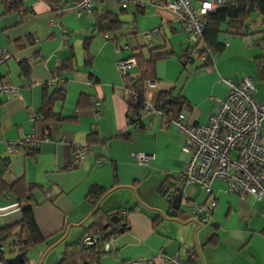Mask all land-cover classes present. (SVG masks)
<instances>
[{"label":"crops","instance_id":"obj_1","mask_svg":"<svg viewBox=\"0 0 264 264\" xmlns=\"http://www.w3.org/2000/svg\"><path fill=\"white\" fill-rule=\"evenodd\" d=\"M74 5L75 0H63L57 10L43 0H25L19 11H6L0 0V50L11 57L0 65V80L19 88L18 96L0 97V183L9 187L23 179L36 187L26 205L32 206L43 238L26 253L25 264H59L66 249L79 244L93 224L96 207L103 214L124 212L126 227L105 245L106 254L95 264L149 257L154 264H163L160 251L194 264H264V199L240 200L228 194L220 180L209 192L182 183L179 173L188 161L181 152L185 137L163 116L145 117L140 131L130 127L122 97L124 81L115 67L138 53L147 57L152 49L170 53L156 63L150 80L155 87H147L146 82L143 97L156 106L160 94L179 96L185 103L181 113L191 124L206 125L217 110L227 93L219 79L235 85L250 79L255 101L264 105V14L255 10L248 17L246 26L253 30L245 29V35L223 26L225 31L217 39L222 51L213 53V64L195 60L183 68L179 59L188 53L189 42L171 12L133 7V18L122 21L114 5H95L91 14H114L123 23L113 33L126 38L131 50L123 51L117 36L95 29L91 14L84 15L87 19L76 17ZM129 9L119 10L129 13ZM154 30L158 36L151 46L145 34ZM69 60L73 68L58 73ZM133 73L138 74V68ZM57 76L63 81L60 85L53 82ZM58 87L64 89V97L53 103L52 113L60 120L45 121L40 115L44 96L51 98ZM81 96L87 100L77 107ZM95 102H100L99 109ZM27 134L40 141L38 147L9 154L7 144ZM79 145H87L88 151L80 166L70 169ZM136 154L145 155L147 161L138 163L132 156ZM93 187L105 192L95 205L88 199ZM210 200L216 201L211 221L196 222L194 206ZM22 209L15 196L0 191V230L17 226ZM10 242L2 245L5 260L0 264H23Z\"/></svg>","mask_w":264,"mask_h":264},{"label":"built area","instance_id":"obj_2","mask_svg":"<svg viewBox=\"0 0 264 264\" xmlns=\"http://www.w3.org/2000/svg\"><path fill=\"white\" fill-rule=\"evenodd\" d=\"M228 2L229 0H75L73 11L76 17L80 18L91 14L94 6L99 3L118 6L122 11H127L130 7H136L143 11L148 5L159 7L171 12L180 22L189 42L187 59L194 62L210 58L211 64H213V55L203 54V52H208L207 47L202 44L206 28L205 18L225 7ZM247 29L252 31L253 26L248 25ZM234 34L237 35V32L234 31ZM157 36L158 30L145 34V38L149 40L151 46ZM113 43L116 44L115 39ZM121 49L123 51L131 50L127 45ZM9 60L11 57L1 49L0 65ZM115 67L123 80H134L138 75L133 73V70L138 68L134 56L118 61ZM53 82L58 85L63 83L59 76ZM53 82L50 84L53 85ZM219 83L227 87V93L223 99L219 100L217 110L209 116L206 125L191 124L181 112L170 119L176 130L185 137V144L181 152L188 156V161L179 173V179L185 185H198L207 192L210 191L214 181L220 180L225 184L228 194L235 195L240 200L250 197L256 202H260L264 199V143L261 141L264 105L255 101V89L250 79L243 80L240 85H235L228 79H219ZM147 85V87L154 88L155 82L147 81ZM130 92V87L124 83L122 97L126 102ZM18 95V87L0 80V97ZM130 100L135 107L139 100L137 94H132ZM100 106V102L94 103L95 109H99ZM149 115L163 116L157 105L151 106L145 100L142 103L141 114L128 105V125L137 131L145 127L144 119ZM94 116L97 119L99 114L96 112ZM30 121L34 122L35 119H30ZM39 143V140L34 139L31 134H27L20 140L8 143L6 150L9 154H13L17 151L35 149ZM87 151V145L76 146L69 168H78ZM132 156L140 164L147 161L145 155ZM215 208V200H210L205 206H194L195 221L200 224L209 223ZM120 214L124 218L125 213L121 212ZM261 217L264 218V209L261 212ZM80 243L83 248H89L97 243V239L84 237ZM158 256L163 264H194L184 261L178 256H166L163 251H160ZM123 264H154V258H138Z\"/></svg>","mask_w":264,"mask_h":264},{"label":"trees","instance_id":"obj_3","mask_svg":"<svg viewBox=\"0 0 264 264\" xmlns=\"http://www.w3.org/2000/svg\"><path fill=\"white\" fill-rule=\"evenodd\" d=\"M25 0H1L6 11H19L23 8ZM50 9L57 8L61 10L63 0H43ZM259 11L264 14V1L256 0L248 2L246 0H229L225 7L220 8L216 13L208 15L205 18L206 28L202 37V44L207 47L208 52L214 56L213 53L221 52L222 48L217 43L218 36L223 34L225 28H230L229 32L236 31L237 35H245L247 29L246 20L255 11ZM94 26L95 29L103 35L113 34L120 30L123 23L119 20V17L114 14L102 15L94 13ZM90 38L84 41V50L87 51L89 47ZM170 53L167 51L157 52L152 49L149 51V55L145 57L142 53L134 55L138 65V75L136 79H125L124 83L130 87L129 99L127 105L134 108V110L141 114L142 103L144 101L143 90L147 81L154 79V67L160 60H165L169 57ZM183 68L190 62L187 59V54L179 59ZM88 59V63H90ZM211 62L208 58L207 62ZM73 68L71 60L63 63L57 69L58 73L70 71ZM185 75V74H184ZM58 91L51 97L46 98L44 96L43 105L40 110V115L45 121H59L60 119L53 115L52 106L56 100L63 99V88L58 87ZM132 94H137L138 102L135 107L131 103ZM85 96H81L77 107H82V104L86 101ZM158 108L162 111L164 117L169 119L176 117L181 110L185 107L184 100L179 96L160 94L157 102ZM36 187L31 186L23 179H19L11 186H6L0 183V191L4 193H10L15 196L22 204V219L20 223L15 227L0 230V260L4 261V255L1 251L2 245L8 243L10 240L11 246L17 248L18 253L23 257V264L26 263V253L34 246L43 242L36 224L34 222L32 206L26 205L28 197H30L33 190ZM104 191L93 187L88 195V199L92 204H96L98 199L104 195ZM26 205V206H25ZM121 211H113L108 214H103L99 207H96L92 212L91 218L93 224L84 233V237L96 238L97 243L89 248H83L81 243L73 246H69L63 253L59 264H93L104 254L105 245L119 233L121 227H126L124 218L121 216ZM193 262L192 260H190Z\"/></svg>","mask_w":264,"mask_h":264},{"label":"rangeland","instance_id":"obj_4","mask_svg":"<svg viewBox=\"0 0 264 264\" xmlns=\"http://www.w3.org/2000/svg\"><path fill=\"white\" fill-rule=\"evenodd\" d=\"M148 8L149 7H152L151 5H148L147 6ZM120 8L117 6V7H113V11H114V13H116V14H119L120 15V18H121V20L122 21H129V20H131L132 18H133V15H132V11H133V7H131L129 10V13H121L120 12V10H119ZM146 10V9H145ZM149 9H147V11H148ZM153 13H155V12H153ZM137 16L139 17L140 16V14H137ZM84 17V16H83ZM84 18H86L87 19V17H84ZM83 18V19H84ZM89 19L92 21V19H94V16H93V14H91L90 16H89ZM122 34L121 33H115V35H113V34H107V36L108 37H113V36H117L116 38L118 39L119 38V46H120V48H122L126 43H127V40H126V38H124V37H122L121 36ZM11 243V242H10Z\"/></svg>","mask_w":264,"mask_h":264},{"label":"water","instance_id":"obj_5","mask_svg":"<svg viewBox=\"0 0 264 264\" xmlns=\"http://www.w3.org/2000/svg\"><path fill=\"white\" fill-rule=\"evenodd\" d=\"M123 228H121L120 230H119V232L120 233H123ZM17 260L19 261V262H21V257L19 256L18 258H17ZM8 263H9V261H7ZM15 262V261H14ZM14 262H12V263H10V264H14Z\"/></svg>","mask_w":264,"mask_h":264}]
</instances>
